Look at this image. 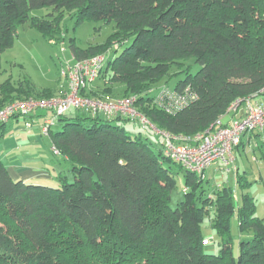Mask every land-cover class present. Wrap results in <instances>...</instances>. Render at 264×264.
<instances>
[{"label": "trees", "instance_id": "trees-1", "mask_svg": "<svg viewBox=\"0 0 264 264\" xmlns=\"http://www.w3.org/2000/svg\"><path fill=\"white\" fill-rule=\"evenodd\" d=\"M44 7L67 12L77 26L87 20L113 25L104 44L81 50L69 42L74 59L105 56L98 77L104 86L81 94L102 99L121 86V98H134L147 124L76 109L55 117L58 128L51 126L47 136L69 174L61 172L56 185L14 180L0 158V264H264V222L253 216V198L242 194L237 201L228 187L206 192V170L198 174L169 158L165 138L158 148L148 135L131 136L117 123L192 136L239 118L227 112L235 100L264 105V0H0V56L25 24L51 41L61 39L57 17L30 16ZM173 69L182 78L168 92L182 95L188 88L197 98L168 112L158 105L164 87L151 90ZM54 95L26 79L16 85L7 79L0 84V109ZM263 131L245 132L233 149L243 136ZM175 167L183 170L187 190L171 208ZM235 213L240 235L250 233L237 256L229 233ZM206 217L219 238L216 253L201 232Z\"/></svg>", "mask_w": 264, "mask_h": 264}, {"label": "rangeland", "instance_id": "rangeland-1", "mask_svg": "<svg viewBox=\"0 0 264 264\" xmlns=\"http://www.w3.org/2000/svg\"><path fill=\"white\" fill-rule=\"evenodd\" d=\"M29 14L32 17L47 20L57 17L61 39L53 38L51 41L29 24L21 26L13 46L5 50L0 56V84L9 79L11 83L16 85L26 79L37 90L46 88L60 92L67 87L62 71L66 68V63L71 61L73 57L69 46L70 40H74L75 45L81 50H86L90 46L104 44L113 32V25H105L102 22L91 20L77 26L72 15L67 12L56 15L52 13L50 7L31 10ZM107 55L109 57L110 53ZM174 72L173 69L170 75L152 87L151 91H155V94L158 88L173 89L175 83L182 78V75L176 76L173 74ZM94 86L102 88L104 86L103 80L97 79ZM120 87L114 85L102 99L121 98ZM80 113L82 114V112ZM18 119L22 120V117ZM117 123L123 125L131 136L138 132L143 136L148 135L150 141L156 144L158 148L164 143V137L160 133L151 132L150 128H141L139 122L120 121ZM57 128L58 126H53L52 130ZM242 140L243 145L238 149H233V159L228 164L216 162L206 169L204 177L208 184L204 185V189L207 192L222 187L231 188L237 201H240L242 194H247L254 201L253 216L262 219L264 222V131L259 133V136L253 135L250 139H247V135L243 136ZM64 171L68 176L66 169ZM174 172L177 173L175 175L176 187L171 192V208H175L183 200V193L187 190L184 187L183 170L175 167ZM201 232L207 238L205 240L214 242L213 246H206L211 252L216 253L218 248L215 245L219 238L216 230L212 229L208 217L205 218L201 226ZM229 233L232 252L237 256L240 240L250 238V233L240 235L236 213L229 218Z\"/></svg>", "mask_w": 264, "mask_h": 264}, {"label": "built area", "instance_id": "built-area-1", "mask_svg": "<svg viewBox=\"0 0 264 264\" xmlns=\"http://www.w3.org/2000/svg\"><path fill=\"white\" fill-rule=\"evenodd\" d=\"M104 63V55L80 60L72 58L62 71V76L67 81V90L63 95L51 98L28 97L13 101L0 109V124L7 123L15 116L28 118L39 111H51L54 117L46 118L41 128L43 134L47 135L55 117L70 109L81 110L92 116L137 118L147 124V120L135 110V100L132 97L108 100L81 94V91L89 89L98 79ZM160 93L158 105L168 112L182 109L197 98L188 88L182 95L170 93L166 88ZM227 112L239 115V118L227 126H217L213 130L192 136L163 133L165 154L183 168L198 174L216 162L228 164L233 159L232 150L239 143L241 136L248 131L263 129L264 105L254 104L249 99H238L230 104ZM25 127H31L30 121L25 122ZM53 153L57 154V151L53 150ZM205 243L208 241L205 240Z\"/></svg>", "mask_w": 264, "mask_h": 264}, {"label": "crops", "instance_id": "crops-1", "mask_svg": "<svg viewBox=\"0 0 264 264\" xmlns=\"http://www.w3.org/2000/svg\"><path fill=\"white\" fill-rule=\"evenodd\" d=\"M90 88L96 87L92 85ZM66 90L67 87L60 92L51 91L56 97L63 95ZM49 116L50 113L46 111L37 112L29 118V129L25 127L27 119L23 117L22 120L12 118L6 123L5 133L0 138V158L12 179L56 185L57 176L64 172L65 160L52 153L49 136L41 130L45 118ZM54 126H57L56 123Z\"/></svg>", "mask_w": 264, "mask_h": 264}]
</instances>
